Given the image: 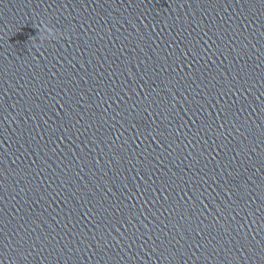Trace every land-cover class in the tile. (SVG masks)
I'll return each mask as SVG.
<instances>
[{"label":"clouds","instance_id":"9594fccd","mask_svg":"<svg viewBox=\"0 0 264 264\" xmlns=\"http://www.w3.org/2000/svg\"><path fill=\"white\" fill-rule=\"evenodd\" d=\"M38 29L51 34V35H56V33H54V30L48 26V24H43L42 26H38ZM39 40L41 41V38L39 37Z\"/></svg>","mask_w":264,"mask_h":264}]
</instances>
